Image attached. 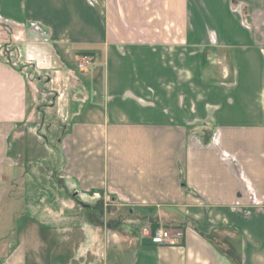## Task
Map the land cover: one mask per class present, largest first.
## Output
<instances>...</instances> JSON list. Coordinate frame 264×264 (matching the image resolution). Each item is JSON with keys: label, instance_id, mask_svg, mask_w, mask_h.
<instances>
[{"label": "crops", "instance_id": "0c3cea01", "mask_svg": "<svg viewBox=\"0 0 264 264\" xmlns=\"http://www.w3.org/2000/svg\"><path fill=\"white\" fill-rule=\"evenodd\" d=\"M1 51L0 205L21 224L0 237V264L64 250L78 264L97 234L99 264H264V0H0ZM26 67L46 75L62 127L56 184L100 210L81 251L69 225L64 249L61 227L42 224L32 261L9 155L34 122ZM152 225L182 237L153 244L140 236Z\"/></svg>", "mask_w": 264, "mask_h": 264}, {"label": "rangeland", "instance_id": "374dc122", "mask_svg": "<svg viewBox=\"0 0 264 264\" xmlns=\"http://www.w3.org/2000/svg\"><path fill=\"white\" fill-rule=\"evenodd\" d=\"M8 51L11 52L9 58L19 67L23 66L24 60L21 57L22 49L18 48L15 52H12L11 49H8ZM0 54L4 55L2 51ZM89 58L91 59V57ZM74 65L77 66V62H74ZM73 69L78 75L81 74L78 66L76 67L77 70L75 67ZM24 70L29 74V80L34 90L37 92L35 97L36 102L34 103V110L36 109L34 122L31 125V135H23L19 140L18 138L9 139V155L14 162H16L12 179H14L17 185L12 188V193H14L15 196L22 194V188H18V185L21 183L20 186H23V192L27 196L29 202V210L27 212L29 222L27 227L29 228L30 242L32 245L35 244V250L30 255L32 261L38 259V231L41 229L40 227L42 224H44V226L47 225L46 227H50L51 225H58L61 227L62 232L60 235L62 239L60 241L61 243L63 242L62 247H64V249L65 247L66 249L69 247L68 239L66 240L64 238L66 234H68L67 227L69 225L71 227L70 229L77 231V247L79 251H81L82 243L86 241L85 232L89 226L87 218H91L95 213H100V210L98 209L94 213L88 212V209L82 207L84 205L82 201H78L80 204L76 203L73 198L71 199L65 189L59 188V185L56 184L55 181L58 179H55V177H58L59 170L62 168L59 143L62 136L60 135L62 127L55 123L59 118L50 105L53 102V93L48 90L49 85L46 83V75L37 78L38 71L36 72L27 67L24 68ZM31 100H33V96H31ZM23 172H26V174L24 176V184L22 185ZM5 206L6 204L4 202L0 205V237L7 234L8 239L11 240L13 236L10 235L12 234L10 232H13L16 227L21 224V219H16V216L13 219L6 218L4 215ZM42 207H50L52 211H42ZM117 214V211L113 212V215L117 216ZM95 215L94 223L97 224L100 221V217L97 214ZM112 219L116 221V217ZM99 226L101 227L97 230L102 228V223L99 224ZM93 228L95 230L97 227L93 226ZM1 233L3 235H1ZM140 236L143 237L141 234ZM109 238L108 244L111 247V240L116 237L110 236ZM107 239L108 237L105 233V240L107 241ZM1 240L2 239H0V242ZM92 243L95 244V248L97 246L98 250H96L92 256H87L82 248L78 256V264H86L88 262L99 264L103 262V251L106 248V244L102 243L101 237L98 234L94 237ZM112 255L113 253H110L109 257ZM48 256L52 264H59L60 262L61 264H68L74 262L75 259L74 257L71 259L70 252L66 250L57 253V255L49 252Z\"/></svg>", "mask_w": 264, "mask_h": 264}, {"label": "built area", "instance_id": "2783aa9c", "mask_svg": "<svg viewBox=\"0 0 264 264\" xmlns=\"http://www.w3.org/2000/svg\"><path fill=\"white\" fill-rule=\"evenodd\" d=\"M91 63V59L83 55L77 62L79 68H84ZM140 234L147 236L153 244H173L182 237V231L180 229H173L170 227L157 226L154 230L151 226H145L141 229Z\"/></svg>", "mask_w": 264, "mask_h": 264}, {"label": "trees", "instance_id": "16d2710c", "mask_svg": "<svg viewBox=\"0 0 264 264\" xmlns=\"http://www.w3.org/2000/svg\"><path fill=\"white\" fill-rule=\"evenodd\" d=\"M89 53V52H86ZM157 227V225H152V229L154 230Z\"/></svg>", "mask_w": 264, "mask_h": 264}]
</instances>
